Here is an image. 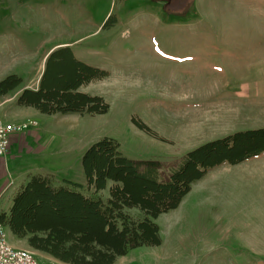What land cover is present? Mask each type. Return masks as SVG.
I'll return each instance as SVG.
<instances>
[{"label":"rangeland","instance_id":"obj_1","mask_svg":"<svg viewBox=\"0 0 264 264\" xmlns=\"http://www.w3.org/2000/svg\"><path fill=\"white\" fill-rule=\"evenodd\" d=\"M63 46L107 71L80 90L104 97L110 109L39 111L30 145L45 149L24 153L15 171L26 165L56 185L85 184L82 155L103 137L118 141L129 158L173 162L264 127V0H0V81L23 79L0 95L1 116L24 107L16 95L37 86L48 52ZM28 120L36 119L21 123ZM82 192L109 198V187ZM156 222L163 242L134 252L144 261L264 264V154L211 169ZM6 231L11 246L42 262L26 238Z\"/></svg>","mask_w":264,"mask_h":264},{"label":"trees","instance_id":"obj_2","mask_svg":"<svg viewBox=\"0 0 264 264\" xmlns=\"http://www.w3.org/2000/svg\"><path fill=\"white\" fill-rule=\"evenodd\" d=\"M106 75L79 60L70 46L59 47L47 56L38 87L25 88L18 103L49 115L103 114L110 109L104 97L80 89ZM22 83L16 74L7 76L0 81V95ZM262 154L264 127L208 142L173 162L129 158L118 141L103 137L82 155L85 184L65 179L56 185L50 175H33L9 212H0V223L59 262L114 264L133 249L161 245L156 219L177 209L211 169ZM108 187L107 200L82 192Z\"/></svg>","mask_w":264,"mask_h":264},{"label":"crops","instance_id":"obj_3","mask_svg":"<svg viewBox=\"0 0 264 264\" xmlns=\"http://www.w3.org/2000/svg\"><path fill=\"white\" fill-rule=\"evenodd\" d=\"M124 1V0H123ZM65 45V44H61ZM52 48L49 53L53 50ZM45 57V62L47 59ZM45 64V63H44ZM44 71V69H43ZM43 73V72H42ZM39 81L36 87L31 89H36L38 87ZM28 88V87H27ZM23 91V89H21ZM21 91L16 95V99L21 94ZM40 115L39 110L33 107H21L19 110H9V112H5L0 114V117H3L8 122H21L27 118H34L39 122L40 119L38 116ZM38 128H33L28 133L23 135H18L13 137L12 143L10 146V151L5 156H0V212H9L13 205L14 197L18 193V191L28 183V181L33 176L32 174L26 172V165H19V170L15 171V165L17 164L18 160H21L24 153L30 154L33 153L35 155H39L45 148L41 145L37 148H33L30 144H32V138L38 139ZM8 232L11 233L10 229L7 227ZM14 236V235H13ZM16 237V236H15ZM17 238V237H16ZM24 242V243H23ZM22 244H25V240H23ZM18 245L20 243H17ZM141 248V247H139ZM138 248L131 250L127 255L119 257L114 264H156L153 259L150 261L142 260L138 256L134 255V252H137ZM44 263H55L58 262L52 256L38 252L37 253ZM158 263V260H157Z\"/></svg>","mask_w":264,"mask_h":264},{"label":"built area","instance_id":"obj_4","mask_svg":"<svg viewBox=\"0 0 264 264\" xmlns=\"http://www.w3.org/2000/svg\"><path fill=\"white\" fill-rule=\"evenodd\" d=\"M37 120H28L23 123L5 122L0 119V156H5L10 151L12 139L15 136L28 133L37 128ZM0 264H46L39 261L33 252L26 249H17L7 240L6 226L0 223ZM57 264H66L58 262Z\"/></svg>","mask_w":264,"mask_h":264}]
</instances>
